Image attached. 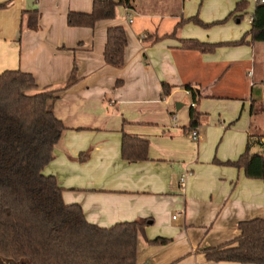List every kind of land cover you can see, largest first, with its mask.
<instances>
[{"label":"crops","instance_id":"crops-1","mask_svg":"<svg viewBox=\"0 0 264 264\" xmlns=\"http://www.w3.org/2000/svg\"><path fill=\"white\" fill-rule=\"evenodd\" d=\"M143 1L118 6L114 19L93 27H72L69 13H91L95 0H0V74L31 73L43 90L62 88L75 73L54 105L66 130L44 174L57 178L65 203L80 204L92 224L148 220L138 264H241L208 261L205 250L238 238L240 222L264 219V180L225 164L239 159L252 134H264V111L252 114V103L264 107V42L246 36L255 8L228 18L241 0H217L199 12L191 0ZM193 17L208 26L189 22L171 36ZM115 27L128 38L122 68L104 56ZM189 39L223 45L203 53L186 48ZM191 108L200 113L198 140ZM124 132L149 140L147 160L122 158ZM158 237L170 241L148 243Z\"/></svg>","mask_w":264,"mask_h":264},{"label":"trees","instance_id":"trees-1","mask_svg":"<svg viewBox=\"0 0 264 264\" xmlns=\"http://www.w3.org/2000/svg\"><path fill=\"white\" fill-rule=\"evenodd\" d=\"M135 1L95 0L91 13L70 12L68 24L93 27L100 20L114 19L120 5L135 8ZM247 5L246 0H241L228 18L245 10ZM37 22L35 15L30 26L38 28ZM189 22L208 26L193 17L180 21L171 36H176ZM248 35L253 42H264L262 3L255 4ZM165 37L167 35L157 36L153 42ZM245 42L244 37L229 44ZM127 43L123 27L110 28L104 53L106 63L124 67ZM183 44L203 53L215 52L223 45L194 39L183 40ZM75 81L73 73L62 88L40 90L31 73L6 70L0 74V264H138L139 238L145 234L148 220L119 222L111 227L92 224L80 204L65 203L57 178L44 174L66 130L55 114L54 105L60 92ZM186 88L192 90L191 85ZM170 90V86L164 84L165 94ZM263 111L264 107L252 103L253 115ZM190 118L192 130L198 126L200 113L191 108ZM254 145L262 150L252 152ZM149 149V140L124 132L121 150L124 160L145 161ZM89 157L90 152L82 153L80 160L86 161ZM225 164L244 168L249 178L264 180V134H252L239 159ZM238 226L241 232L238 238L205 250L208 261L264 264V219L242 221ZM169 241L158 237L148 243L165 245Z\"/></svg>","mask_w":264,"mask_h":264},{"label":"rangeland","instance_id":"rangeland-1","mask_svg":"<svg viewBox=\"0 0 264 264\" xmlns=\"http://www.w3.org/2000/svg\"><path fill=\"white\" fill-rule=\"evenodd\" d=\"M221 1H223V3L224 4H227L228 2H226V0H221ZM160 2H163L165 5L167 4H169V3H171L172 2V4H177V5H183V3H184V1L183 0H162V1H160ZM217 2V0H191V2H190V4H191V6H193V7H196L197 8V11L196 12H199L200 11V8H202L203 7V5H206V4H211V5H213L214 3H216ZM248 2V6L252 9V8H255V4H253L252 2H250V1H247ZM135 3H137V4H142L143 6H144V4H145V2L143 1V0H136L135 1ZM222 3V2H221ZM162 8V7H161ZM195 16H197V14L195 15ZM247 17V18H246ZM248 17H249V15L247 14L246 16H245V20L243 19V21L240 23V26L241 25H243V24H245L246 25V23L248 22ZM248 24V23H247ZM262 74L263 75V77H264V66L263 67H261V70L259 71V74ZM246 80H253V78H252V76L250 75L249 77H247L246 76V78H245ZM247 82V81H246ZM257 117V116H256ZM260 118H256L255 119V121L257 122L258 120H259Z\"/></svg>","mask_w":264,"mask_h":264},{"label":"built area","instance_id":"built-area-1","mask_svg":"<svg viewBox=\"0 0 264 264\" xmlns=\"http://www.w3.org/2000/svg\"><path fill=\"white\" fill-rule=\"evenodd\" d=\"M247 1H250V2H252L253 4H257V3H262V4H264V0H247ZM130 21H132V20H130ZM192 106L194 107V106H195V103H193ZM191 137H192L194 140H198V139H199V131H198V129H193V130L191 131ZM184 181H185V176L182 177V179H181V182H184Z\"/></svg>","mask_w":264,"mask_h":264}]
</instances>
